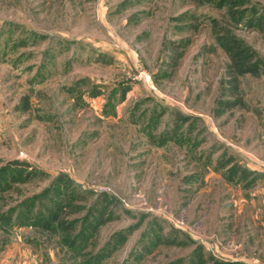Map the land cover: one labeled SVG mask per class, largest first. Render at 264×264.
Listing matches in <instances>:
<instances>
[{"label":"rangeland","instance_id":"1","mask_svg":"<svg viewBox=\"0 0 264 264\" xmlns=\"http://www.w3.org/2000/svg\"><path fill=\"white\" fill-rule=\"evenodd\" d=\"M218 260L264 264V0H0V264Z\"/></svg>","mask_w":264,"mask_h":264},{"label":"trees","instance_id":"2","mask_svg":"<svg viewBox=\"0 0 264 264\" xmlns=\"http://www.w3.org/2000/svg\"><path fill=\"white\" fill-rule=\"evenodd\" d=\"M6 168H4L5 170ZM215 264H241L239 261H230V260H227V261H223V260H218L215 262Z\"/></svg>","mask_w":264,"mask_h":264}]
</instances>
